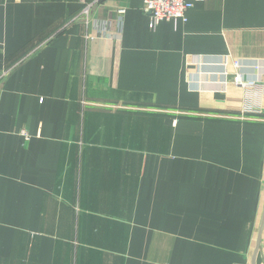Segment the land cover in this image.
Returning a JSON list of instances; mask_svg holds the SVG:
<instances>
[{"label": "crops", "instance_id": "crops-1", "mask_svg": "<svg viewBox=\"0 0 264 264\" xmlns=\"http://www.w3.org/2000/svg\"><path fill=\"white\" fill-rule=\"evenodd\" d=\"M263 210L264 0H0V264H251Z\"/></svg>", "mask_w": 264, "mask_h": 264}, {"label": "built area", "instance_id": "built-area-1", "mask_svg": "<svg viewBox=\"0 0 264 264\" xmlns=\"http://www.w3.org/2000/svg\"><path fill=\"white\" fill-rule=\"evenodd\" d=\"M203 0H142V11L148 19V28L154 30L162 22H171L175 26L179 23L187 22V12L193 8L196 3ZM89 6L82 10L85 23H89ZM234 68L239 67L238 62H234ZM235 86H239L248 93L257 90L258 82L255 80H244L239 74L233 77ZM259 107L254 106L253 102L248 104L246 101L242 113L260 114Z\"/></svg>", "mask_w": 264, "mask_h": 264}, {"label": "water", "instance_id": "water-1", "mask_svg": "<svg viewBox=\"0 0 264 264\" xmlns=\"http://www.w3.org/2000/svg\"><path fill=\"white\" fill-rule=\"evenodd\" d=\"M264 223V210H263V218H262V222L260 225V228L258 230L257 236H256V243H255V247L254 250L252 252V256H251V264H256V257L258 252L260 251V242H261V229H262V225Z\"/></svg>", "mask_w": 264, "mask_h": 264}, {"label": "rangeland", "instance_id": "rangeland-1", "mask_svg": "<svg viewBox=\"0 0 264 264\" xmlns=\"http://www.w3.org/2000/svg\"><path fill=\"white\" fill-rule=\"evenodd\" d=\"M233 65H234V63H233ZM233 65H232V68L235 70L236 68H234ZM235 75H238V74H235ZM232 82H233V79H232ZM233 84H234V82H233ZM236 87L239 88V86H236ZM240 89H242V88H240ZM24 135H25V134H24Z\"/></svg>", "mask_w": 264, "mask_h": 264}]
</instances>
